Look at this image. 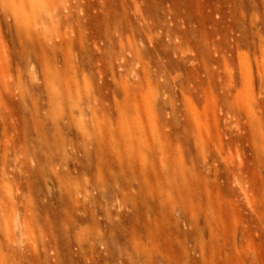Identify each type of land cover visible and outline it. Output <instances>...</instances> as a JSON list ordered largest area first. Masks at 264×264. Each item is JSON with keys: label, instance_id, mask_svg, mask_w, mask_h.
Listing matches in <instances>:
<instances>
[{"label": "rangeland", "instance_id": "obj_1", "mask_svg": "<svg viewBox=\"0 0 264 264\" xmlns=\"http://www.w3.org/2000/svg\"><path fill=\"white\" fill-rule=\"evenodd\" d=\"M121 112L153 141L110 139L140 176L82 139ZM136 229L114 264H264V0H0V264H104L92 234Z\"/></svg>", "mask_w": 264, "mask_h": 264}, {"label": "bare ground", "instance_id": "obj_2", "mask_svg": "<svg viewBox=\"0 0 264 264\" xmlns=\"http://www.w3.org/2000/svg\"><path fill=\"white\" fill-rule=\"evenodd\" d=\"M67 86H65V85L59 86L60 87L59 96L63 99L67 98V102H65L64 106H62L61 102L58 103V109L60 111L59 113H61L63 115L72 114L71 109H69V107H68L69 103H70V102H68V100L69 99H70L69 101L72 100L73 92ZM73 103H74V101H73ZM137 110H139L138 107H137ZM138 112H140V111H138ZM138 112H136V113L134 112V114L132 112H129V113L121 112L120 113L121 114L120 120H122V121L128 120L127 121L128 130H127V133L125 135L119 130L118 131L109 130L104 125L99 124L97 122H93L92 120L89 122H83L82 123V127H83L82 139H83L85 146H87L88 150H90L95 156H97L96 158L103 160L104 163H106V166L111 167L112 169H115L116 171H118V173L119 172H121V173L126 172L128 170V168H130V169L134 170L136 175L140 176V175L145 174V165H143L142 163H139V164L137 163V164H134V166L130 167L128 161L119 162L118 160H116V158H114L115 157L114 154H118V155L121 154L123 152L124 148L117 141L114 143H110L111 138L117 139V138L124 136L128 142L129 153L134 152L135 155L140 158L139 161L142 160V157H145L146 154H148L150 157V158L148 157V159H150V161L151 160L154 161V158L152 155L153 154L152 149L154 146L153 141H151L147 138L148 135H146L144 127L142 126L143 122H141L142 119H140V114ZM143 112H144V110H143ZM145 115L149 116L148 114H146V112H145ZM144 118H145V116H144ZM150 118H151V116H150ZM146 119H148V117ZM148 120H150V119H148ZM144 125H145V123H144ZM151 133L153 134L152 131H151ZM149 136H151V135H149ZM122 142H124V141L122 140ZM72 146H73V150H77L76 148L78 146H75V145H72ZM129 170H128V172H129ZM102 174H103V178L107 181H112L113 179H115V178H112L111 175H108L104 172ZM97 182H94L93 185L91 184L92 186L90 189L87 186L85 187V186H82L79 184H78L79 185L78 190L76 188L73 189L75 191V195L80 194L83 198L82 204L80 205L81 211L84 212L88 203L95 202L99 199V197H100L99 195L101 194V192L103 190L101 191L102 185L98 184L99 182L98 183ZM124 187H125V185H124ZM93 191H95L96 193H93ZM106 191H104V192L108 193L110 195L115 194V191L113 189H110L107 192ZM75 197H76V202H79L77 196H75ZM75 197H74V199H75ZM126 201H127V195L122 192L121 193L120 206L124 205V203ZM76 204H78V203H76ZM94 226H99V223L95 222ZM108 228H109V230L111 229L109 226H108ZM92 238H93V241L101 247V249L103 250V253H105V255L107 257V261L104 264H114V261L117 257H119V258L121 257L123 259L124 255L129 253V250L134 251V254L136 256H140V250L139 249H140V243H141L140 242L141 241V232L138 229H136L133 232V241H130L129 239L127 240L125 238L124 234H117V233L116 234L112 233L110 236H107L104 234H99V235L92 234ZM132 253H129V255ZM132 257H133V255H132ZM128 258H131V257L129 256ZM136 260H137V258H136Z\"/></svg>", "mask_w": 264, "mask_h": 264}]
</instances>
